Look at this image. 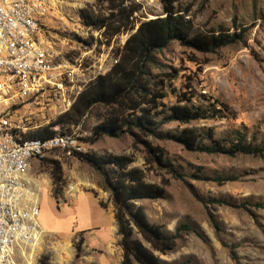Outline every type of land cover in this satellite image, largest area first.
Listing matches in <instances>:
<instances>
[{"label": "rangeland", "instance_id": "1", "mask_svg": "<svg viewBox=\"0 0 264 264\" xmlns=\"http://www.w3.org/2000/svg\"><path fill=\"white\" fill-rule=\"evenodd\" d=\"M136 1L148 18L162 14L160 0ZM92 2L54 0L42 20L41 39L59 54L57 62L73 72L72 83L66 84V101L69 98L72 105L86 83L105 74L115 64L114 49L128 37L126 34L117 37L110 45L99 43V33L84 28L78 15L79 9ZM183 2L193 5L192 13L199 26L223 27L231 32L246 30L242 42L215 53L202 55L174 42L157 54L161 61L181 67L182 74L192 79L199 101L205 96L227 105L229 118L193 122L188 126L212 129L215 137L225 139L228 144L242 137L244 143L264 149V0ZM192 57L194 61L190 60ZM181 81L184 78L175 84L179 87ZM71 106L64 104L56 92H49L19 102L12 110V118L22 136L28 138L44 132ZM98 123L94 111L84 122L70 126L78 134L88 133L81 142L86 153L132 156L133 165L145 171L149 182L166 189L164 199L137 203L146 209L151 221L163 224L172 235L180 224L187 223L205 237L202 239L194 232L181 234L176 249L161 255L163 260L189 259L191 264H264V152L258 156L231 157L191 152L172 139L146 138L152 145L162 147L173 165L184 174L183 178L176 179L156 165H147L146 148L132 135L104 137L94 144L86 141L91 137V128ZM183 127L172 122L159 133L165 135ZM57 129L60 127L53 128ZM58 166L61 181L54 183ZM193 174L201 177L194 178ZM30 175L40 190L43 234L38 243L19 252L18 264H39L42 256H48L51 264H121V237L117 231L109 234L107 227L99 225L108 222L113 206L109 195L98 187L96 175L88 164L58 150L42 160H34ZM228 178L233 180L223 184L218 181ZM86 196L90 198L91 210L82 202ZM46 199L51 201L54 210ZM45 212L60 220H69L66 226L57 222L45 224ZM85 218L90 224L84 222ZM231 251L235 252L237 261L232 259Z\"/></svg>", "mask_w": 264, "mask_h": 264}, {"label": "trees", "instance_id": "2", "mask_svg": "<svg viewBox=\"0 0 264 264\" xmlns=\"http://www.w3.org/2000/svg\"><path fill=\"white\" fill-rule=\"evenodd\" d=\"M160 3L162 14L155 18H148L136 0H93L79 9L82 26L90 32L97 31L99 43L110 45L117 37L124 34L128 37L114 49L117 63L86 83L67 112L44 132L33 134L29 139L49 138L56 133L55 127L66 131L67 126L70 130V126L79 125L96 111L99 123L91 128V137L86 141L94 144L104 137L132 135L146 148V164L156 165L176 179L183 178L184 174L173 165L162 147L152 145L146 138L172 139L191 152L231 157L263 154L262 147L246 144L242 137L228 144L225 139L215 137L212 129L188 126L193 122L229 118L227 105L205 96L199 101L192 79L182 74L181 67L168 65L157 55L174 42L202 55L215 53L242 42L246 30L231 32L223 27H202L195 21L192 4L183 0H160ZM91 38L94 40L93 36ZM181 77L184 81L178 87L175 83ZM172 122L184 127L161 135L159 130ZM75 156L89 165L98 187L109 195L121 237V264H191L189 259L165 261L161 255L175 250L177 239L183 233L194 232L202 239L204 235L187 223L180 224L172 235L163 224L151 221L146 209L137 203L164 199L166 189L149 182L145 171L133 165L132 156L97 152L76 153ZM192 177L201 176L193 174ZM232 180L218 181L223 184ZM60 181L58 166L54 183ZM230 255L237 261L234 251ZM39 264L51 263L48 256H42Z\"/></svg>", "mask_w": 264, "mask_h": 264}, {"label": "built area", "instance_id": "3", "mask_svg": "<svg viewBox=\"0 0 264 264\" xmlns=\"http://www.w3.org/2000/svg\"><path fill=\"white\" fill-rule=\"evenodd\" d=\"M53 1L0 0V264H18L19 252L43 234L32 162L58 150L86 153L82 140L87 132L57 129L49 138L29 139L12 118L19 102L49 92L72 105L66 101V84L72 83L73 72L57 62L59 54L40 37Z\"/></svg>", "mask_w": 264, "mask_h": 264}, {"label": "crops", "instance_id": "4", "mask_svg": "<svg viewBox=\"0 0 264 264\" xmlns=\"http://www.w3.org/2000/svg\"><path fill=\"white\" fill-rule=\"evenodd\" d=\"M89 200H90L89 196L84 197V199L82 200L83 203L85 202V205H86L87 208H89L88 205H89V202H91ZM47 202H48L49 206L52 207V209H53V206L51 204V201L47 200ZM84 209H86V208H84ZM84 209H82V211H84ZM89 209L91 210L92 208H89ZM41 213H42V211H41ZM45 214H46V212H45ZM107 219H108V222L107 223L106 222H102V224H99V225L100 226L102 225V227H107L109 229L108 230L109 231V234H113V233H115V231H117V234H118V226H117V223H116V220H115L114 207H113V214L112 215H109V217ZM68 220H66V219L65 220L61 219L60 220V218H58L57 216H49L48 214H46L45 217H44L45 224H49V223L53 224V223H56L57 222L59 224H63L64 226H66L65 224H66V222ZM83 220H84V222L86 224H90L88 222L87 218H85ZM41 224H42V221H41Z\"/></svg>", "mask_w": 264, "mask_h": 264}, {"label": "bare ground", "instance_id": "5", "mask_svg": "<svg viewBox=\"0 0 264 264\" xmlns=\"http://www.w3.org/2000/svg\"><path fill=\"white\" fill-rule=\"evenodd\" d=\"M40 216H41V214H40ZM40 221H41V220H40ZM41 225H42V224H41ZM24 255H25L24 258H25V259H28V256H26V254H24Z\"/></svg>", "mask_w": 264, "mask_h": 264}]
</instances>
